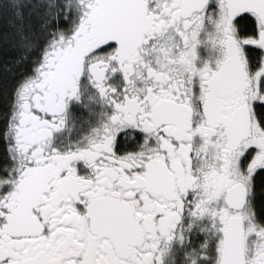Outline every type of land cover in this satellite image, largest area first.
Listing matches in <instances>:
<instances>
[{
  "label": "snow or ice",
  "instance_id": "1",
  "mask_svg": "<svg viewBox=\"0 0 264 264\" xmlns=\"http://www.w3.org/2000/svg\"><path fill=\"white\" fill-rule=\"evenodd\" d=\"M0 53V264H264V0H0Z\"/></svg>",
  "mask_w": 264,
  "mask_h": 264
},
{
  "label": "flooded vegetation",
  "instance_id": "2",
  "mask_svg": "<svg viewBox=\"0 0 264 264\" xmlns=\"http://www.w3.org/2000/svg\"><path fill=\"white\" fill-rule=\"evenodd\" d=\"M100 108L88 99V93L82 95L79 102L72 101L68 107L67 126L56 135L58 144L79 141L92 128L97 127L102 119ZM164 264H181L180 250L173 248L164 257Z\"/></svg>",
  "mask_w": 264,
  "mask_h": 264
},
{
  "label": "trees",
  "instance_id": "3",
  "mask_svg": "<svg viewBox=\"0 0 264 264\" xmlns=\"http://www.w3.org/2000/svg\"><path fill=\"white\" fill-rule=\"evenodd\" d=\"M4 63H5V61L3 59V53H0V76L6 74V72H7V69H5L3 66ZM10 68H12L14 70L15 66H11ZM2 111H3V102L0 101V112H2ZM2 121H3V117L0 116V123H2Z\"/></svg>",
  "mask_w": 264,
  "mask_h": 264
},
{
  "label": "rangeland",
  "instance_id": "4",
  "mask_svg": "<svg viewBox=\"0 0 264 264\" xmlns=\"http://www.w3.org/2000/svg\"><path fill=\"white\" fill-rule=\"evenodd\" d=\"M15 70H16V69L13 70L12 68H9V69H7V72H8V71H15Z\"/></svg>",
  "mask_w": 264,
  "mask_h": 264
}]
</instances>
